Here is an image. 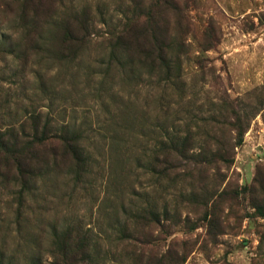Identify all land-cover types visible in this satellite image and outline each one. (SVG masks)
<instances>
[{"label": "rangeland", "instance_id": "rangeland-1", "mask_svg": "<svg viewBox=\"0 0 264 264\" xmlns=\"http://www.w3.org/2000/svg\"><path fill=\"white\" fill-rule=\"evenodd\" d=\"M38 2V48L19 57L21 11L0 0V123L35 110L80 134L88 160L78 177L46 171L20 227L0 182V261H54L67 234L76 264H264V0ZM157 17L181 60L167 87L129 65L134 45L118 52L123 69L111 60L126 22ZM166 138L184 155L168 156Z\"/></svg>", "mask_w": 264, "mask_h": 264}, {"label": "trees", "instance_id": "trees-1", "mask_svg": "<svg viewBox=\"0 0 264 264\" xmlns=\"http://www.w3.org/2000/svg\"><path fill=\"white\" fill-rule=\"evenodd\" d=\"M16 3L21 11V16L16 20V23L18 29H22V35L13 42V48L17 56L22 57L24 51L28 53L38 48L36 36L44 29L45 22L36 13L41 5L38 0H16ZM29 6L33 7L31 19L28 17ZM150 17L149 13L146 18ZM79 24L77 32H80L82 40L88 35V29L85 22ZM151 26L150 29L146 27L138 30L137 26L133 28L132 24L126 22L119 36L114 38V43H110L115 46L111 52V60L123 69L124 60L118 52L124 49L129 50L134 45V53L128 59L129 65L140 67L148 76H157L160 83L166 87L172 86L174 81L181 78V60L172 56L175 54L176 48L170 40L169 30L165 24L162 21L159 23L157 17L153 19ZM135 29L137 30L134 31ZM67 32L66 35L69 39L70 35L74 37L72 28L68 27ZM147 34H149L148 40L145 39ZM50 127L49 120L42 119V116L35 110L15 125L4 127L0 123V182L12 186L16 190L14 193L17 203L15 221L19 227L24 222L26 200L46 171L61 166L62 168L69 167L70 172L78 177L88 160L80 142V134L52 131ZM176 140L177 138H166L162 145L170 157L171 152H179L181 156L184 155V147H179L180 152ZM188 141L187 138L185 142L188 143ZM162 164L167 172L172 170L173 164L168 157ZM55 246L58 248L55 257L58 258L54 261L33 260L30 262L14 257L7 264H16L18 261L17 264L77 263L78 255L81 252V245L78 242L69 243L66 234L62 241L58 238L55 239ZM0 264H5L3 258H1Z\"/></svg>", "mask_w": 264, "mask_h": 264}]
</instances>
